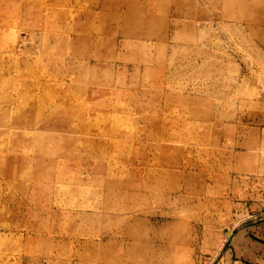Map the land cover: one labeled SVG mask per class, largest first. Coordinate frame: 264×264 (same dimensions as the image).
<instances>
[{
  "label": "rangeland",
  "instance_id": "rangeland-1",
  "mask_svg": "<svg viewBox=\"0 0 264 264\" xmlns=\"http://www.w3.org/2000/svg\"><path fill=\"white\" fill-rule=\"evenodd\" d=\"M263 220L264 0H0V264H264Z\"/></svg>",
  "mask_w": 264,
  "mask_h": 264
},
{
  "label": "crops",
  "instance_id": "crops-1",
  "mask_svg": "<svg viewBox=\"0 0 264 264\" xmlns=\"http://www.w3.org/2000/svg\"><path fill=\"white\" fill-rule=\"evenodd\" d=\"M252 235H257L260 240H264V220L256 225H247L237 232L232 239L231 256L235 254V257H237L238 253H240V257L243 259H254L257 263H262L264 262V243L255 241ZM227 253H225L222 262L224 264H233V261L229 260ZM239 262L236 261V263ZM240 263L243 264L242 262Z\"/></svg>",
  "mask_w": 264,
  "mask_h": 264
}]
</instances>
